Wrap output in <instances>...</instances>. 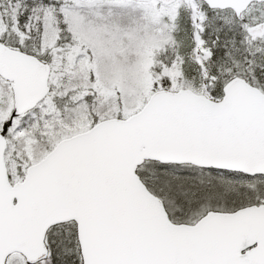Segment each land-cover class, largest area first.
I'll list each match as a JSON object with an SVG mask.
<instances>
[{"label": "snow or ice", "instance_id": "1", "mask_svg": "<svg viewBox=\"0 0 264 264\" xmlns=\"http://www.w3.org/2000/svg\"><path fill=\"white\" fill-rule=\"evenodd\" d=\"M0 264H264V0H0Z\"/></svg>", "mask_w": 264, "mask_h": 264}]
</instances>
